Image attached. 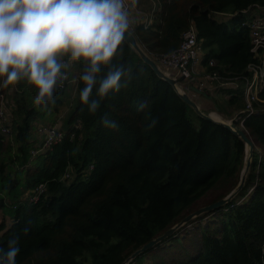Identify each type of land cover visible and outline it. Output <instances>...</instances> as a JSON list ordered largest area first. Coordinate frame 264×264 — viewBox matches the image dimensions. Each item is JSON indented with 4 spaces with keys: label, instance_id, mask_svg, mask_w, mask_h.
Returning a JSON list of instances; mask_svg holds the SVG:
<instances>
[{
    "label": "trees",
    "instance_id": "trees-1",
    "mask_svg": "<svg viewBox=\"0 0 264 264\" xmlns=\"http://www.w3.org/2000/svg\"><path fill=\"white\" fill-rule=\"evenodd\" d=\"M256 4L264 0H160V24L132 31L156 56L176 49L193 24L209 71H218L222 79L249 77L247 66L255 59L244 23ZM222 13L231 16L220 21ZM211 59L216 66H209ZM118 60L133 69L127 86L122 78L120 91L109 93L95 114L79 101L63 139L35 157L32 126L55 125L67 80L48 108L34 104L35 90L24 83L0 87L13 88L8 95L16 104L12 139L0 135V210L12 208L15 216L10 225L0 220V247L6 249L9 239L19 236L16 264H122L238 185L246 143L197 114L129 43ZM77 66L81 72L82 65ZM233 80L240 83L236 94L215 100L219 112L228 115L246 107L243 78ZM255 106L257 113L243 123L255 143L243 189L231 202L193 219L189 224L200 222L196 227L180 228L128 264H264V101ZM105 116L114 128L102 124ZM77 120L82 129L73 127ZM71 167L75 178L63 180ZM41 183L47 191L38 203H18Z\"/></svg>",
    "mask_w": 264,
    "mask_h": 264
},
{
    "label": "clouds",
    "instance_id": "clouds-1",
    "mask_svg": "<svg viewBox=\"0 0 264 264\" xmlns=\"http://www.w3.org/2000/svg\"><path fill=\"white\" fill-rule=\"evenodd\" d=\"M132 25L128 0H0V87L24 83L35 90L34 104L48 108L70 66L80 64L79 101L95 114L122 78L123 86L131 79L132 67L118 57ZM101 122L116 126L107 116ZM18 244L15 236L0 247V264H16Z\"/></svg>",
    "mask_w": 264,
    "mask_h": 264
},
{
    "label": "built area",
    "instance_id": "built-area-1",
    "mask_svg": "<svg viewBox=\"0 0 264 264\" xmlns=\"http://www.w3.org/2000/svg\"><path fill=\"white\" fill-rule=\"evenodd\" d=\"M131 9V1L128 0ZM256 11L251 15L244 25L249 28L251 35L254 61L248 64L247 70L250 76L235 77L233 79L243 78L244 97L246 101L245 109L238 112L232 122L243 125L247 117L257 113L256 103L264 101L260 98L261 91L264 90V4H256ZM247 12V11H244ZM204 49L202 42L198 37L196 27L192 24L182 34L180 45L173 51L161 53L152 56L160 68L168 75L173 77H182L191 90L197 89L199 93H213L216 88L227 87L237 81L232 78L222 79L218 71H209L208 65L203 62ZM209 66H216V61L211 59ZM185 91L184 89H181ZM16 104L9 97L8 92L0 91V135L9 137L13 131V111ZM75 129H82L81 121L73 123ZM39 134L42 136V142L31 151L33 157L51 149L54 144L60 142L66 134V131L56 125H40ZM74 134L72 135V137ZM93 169L91 164L84 174H88ZM75 178V170L71 167L63 177V180L71 181ZM47 191V184L41 183L35 188L23 193L18 203L36 204ZM16 203L14 206L16 207ZM1 218V210H0Z\"/></svg>",
    "mask_w": 264,
    "mask_h": 264
},
{
    "label": "water",
    "instance_id": "water-1",
    "mask_svg": "<svg viewBox=\"0 0 264 264\" xmlns=\"http://www.w3.org/2000/svg\"><path fill=\"white\" fill-rule=\"evenodd\" d=\"M129 43L134 50L140 55V57L143 59L145 63L151 66V68L155 71V73L163 80L167 81L172 85V87L175 89V91L179 94V96L187 103L189 104L197 114H199L201 117L215 121L209 114L204 112L199 105L190 97V95L186 92L181 90L179 87V84L183 81L182 77H172L168 74H166L158 65L157 61L148 53L144 50V48L140 45L138 42L137 37L135 36L134 32L131 30V35L129 36L128 40L126 41ZM197 91V89L195 88ZM218 123H221L224 125L226 128L230 129L233 133H235L237 136H239L247 146H250V155L249 158L246 159L245 165L243 167L242 173H241V178L238 183V185L225 197L212 202L208 205L202 206L198 208L197 210L189 213L186 215L184 218H182L178 223L170 227L168 230H166L164 233L161 235L153 238L149 242L145 243L142 247L134 251L122 264H128L130 261L134 260L136 257H138L140 254L146 252L149 249H152L156 247L159 243L163 242L164 240L168 239L174 233H176L180 228L184 227L185 225H188L193 219L199 217L200 215L214 211L216 209H219L220 207L226 205L227 203L231 202L233 198L236 197V195L243 189L246 179H247V174L249 172V169L251 167L252 163V158H253V153H254V148H255V143L251 139V137L247 134L245 129L238 125L235 122L232 121H216Z\"/></svg>",
    "mask_w": 264,
    "mask_h": 264
},
{
    "label": "crops",
    "instance_id": "crops-1",
    "mask_svg": "<svg viewBox=\"0 0 264 264\" xmlns=\"http://www.w3.org/2000/svg\"><path fill=\"white\" fill-rule=\"evenodd\" d=\"M131 1V0H130ZM132 5V4H131ZM160 11V0H136L135 5L131 6L130 13L131 18L133 20L132 29L137 25H144L145 27L152 28L156 27L160 24V19L158 17V13ZM256 11L251 10V13L254 14ZM205 58V52L203 54V62ZM80 70L78 69L77 64H72L68 70V79L66 83V92L63 96V104L59 107V113L56 117V122L54 123L57 125L60 129H63L66 131L69 127V118L75 108L78 105L79 102V87H78V76H79ZM240 83H232L231 85H228L227 87H224L222 89H215V94H225V96H218L219 99L217 100H224L229 98L231 95L236 94V90L238 89V85ZM242 86V85H241ZM243 88V86H242ZM244 89V88H243ZM13 88H10L9 91H12ZM8 91V92H9ZM194 99H197L199 105L203 107H209L210 105L207 102V98H202L198 91L194 90ZM205 95V94H204ZM200 98V100H198ZM212 105H216L215 102ZM213 106V107H214ZM238 111V110H236ZM235 112V111H234ZM239 112V111H238ZM66 122H68L67 127ZM43 125V124H41ZM38 135L39 132H38ZM35 139L42 140V137H35ZM38 143V142H37ZM36 145V144H35ZM6 219V215L1 211V218ZM14 220L8 221V225H10ZM1 235V233H0Z\"/></svg>",
    "mask_w": 264,
    "mask_h": 264
},
{
    "label": "rangeland",
    "instance_id": "rangeland-1",
    "mask_svg": "<svg viewBox=\"0 0 264 264\" xmlns=\"http://www.w3.org/2000/svg\"><path fill=\"white\" fill-rule=\"evenodd\" d=\"M230 14H227V13H222L220 16H217L218 17V19L220 20V21H226V20H228L229 18H230ZM173 77V76H172ZM179 87L181 88V89H184L189 95H190V97L199 105L200 103H198V101H197V99H194V95H196V94H194L193 92H195V91H193V90H191V88H189L188 87V85H187V83L186 82H181L180 84H179ZM205 94V95H204ZM200 95H202L201 97L202 98H204V97H206L207 98V102H208V104L210 105L209 107H203V106H201V105H199V107L204 111V112H206L207 114H211L213 117H215V118H217V119H219V120H217V119H214L211 115V117L215 120V122L216 121H220L221 120V116H222V120L221 121H231V120H233L234 118H235V116L238 114V111H235L234 113H232L231 115H228V114H224V113H222V112H219V110L216 108V105L214 106V105H212V101H213V103L215 102V100L216 99H219L218 98V96H225V94H223V93H221V94H218V95H216L215 94V92H213V93H201ZM198 100H200V98L198 99ZM214 106V107H213ZM217 112V113H216ZM58 113H59V110H58V112H57V114L55 115V117H57L58 116ZM238 124V123H237ZM40 125H41V123L39 122V123H34L33 124V128H32V131H31V133H32V136L34 137V139H35V137H40V135H38V132H39V127H40ZM46 125V124H45ZM67 125H68V122H66V127H67ZM238 125H240V126H242L243 127V125H241L240 123L238 124ZM57 126V125H56ZM244 128V127H243ZM42 137V136H41ZM5 139H12V134L9 136V137H7V136H5L4 137ZM7 141V140H6ZM37 142L38 143H36V146H39V144L42 142V141H40L39 139L37 140ZM247 145H246V159H248L249 158V155H250V151H248V149H247ZM250 150V149H249ZM255 154L256 155H258V150L256 149L255 150ZM246 162V161H245ZM2 210V212L6 215V220L7 221H11V220H14V210L12 209V208H10V209H1ZM208 220V218H205L201 223L203 224V223H206V221ZM200 222H195V223H191V224H188V225H186V226H184V227H187V228H189V229H192V228H194V227H196L198 224H199ZM183 228V227H182ZM181 228V229H182ZM184 230H186V229H183V230H181V231H184ZM179 233H181V232H179Z\"/></svg>",
    "mask_w": 264,
    "mask_h": 264
},
{
    "label": "bare ground",
    "instance_id": "bare-ground-1",
    "mask_svg": "<svg viewBox=\"0 0 264 264\" xmlns=\"http://www.w3.org/2000/svg\"><path fill=\"white\" fill-rule=\"evenodd\" d=\"M216 113H217V112H216ZM210 115H211V114H210ZM211 116H212V115H211ZM212 117H213V116H212ZM213 118H214V119H217V118H215V117H213ZM217 120H219V119H217ZM221 120H222V116H221ZM221 120H220V121H221ZM247 149H248V151H249L250 146H248Z\"/></svg>",
    "mask_w": 264,
    "mask_h": 264
}]
</instances>
